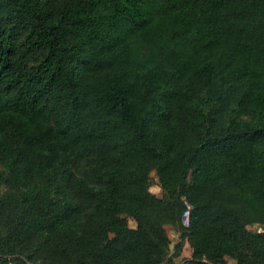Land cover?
Returning <instances> with one entry per match:
<instances>
[{"label":"trees","instance_id":"trees-1","mask_svg":"<svg viewBox=\"0 0 264 264\" xmlns=\"http://www.w3.org/2000/svg\"><path fill=\"white\" fill-rule=\"evenodd\" d=\"M2 185L0 264H264V0H0Z\"/></svg>","mask_w":264,"mask_h":264},{"label":"rangeland","instance_id":"rangeland-1","mask_svg":"<svg viewBox=\"0 0 264 264\" xmlns=\"http://www.w3.org/2000/svg\"><path fill=\"white\" fill-rule=\"evenodd\" d=\"M151 177H152V186L150 188V191L158 196L162 195V189L160 187V183H159V177L157 175V173L154 171L151 173ZM1 191L3 193L8 191V187L5 185H2L0 187ZM129 225L131 227H136V223L133 219H129ZM262 225L260 224H250L248 225V228L251 229L252 231H262ZM168 234L171 238V247H170V253H173L175 251V244H177L179 242L180 239V231L177 227L172 226V225H167L166 227ZM192 255V250L190 248V245L186 242L183 245V249H182V253L179 257H177L175 259L176 264H187L188 260L191 258ZM227 261L229 264H236L235 261L231 258H227Z\"/></svg>","mask_w":264,"mask_h":264},{"label":"built area","instance_id":"built-area-1","mask_svg":"<svg viewBox=\"0 0 264 264\" xmlns=\"http://www.w3.org/2000/svg\"><path fill=\"white\" fill-rule=\"evenodd\" d=\"M191 208L192 206L189 203H187V210L183 214V222L186 226H188L190 223L189 219H190V209Z\"/></svg>","mask_w":264,"mask_h":264},{"label":"water","instance_id":"water-1","mask_svg":"<svg viewBox=\"0 0 264 264\" xmlns=\"http://www.w3.org/2000/svg\"><path fill=\"white\" fill-rule=\"evenodd\" d=\"M261 227H262V231H258V233L264 235V225H262Z\"/></svg>","mask_w":264,"mask_h":264},{"label":"crops","instance_id":"crops-1","mask_svg":"<svg viewBox=\"0 0 264 264\" xmlns=\"http://www.w3.org/2000/svg\"><path fill=\"white\" fill-rule=\"evenodd\" d=\"M136 223V222H135Z\"/></svg>","mask_w":264,"mask_h":264}]
</instances>
